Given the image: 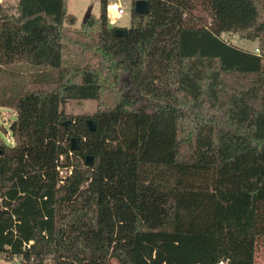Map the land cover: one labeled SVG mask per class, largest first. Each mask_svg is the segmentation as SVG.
Returning <instances> with one entry per match:
<instances>
[{"label":"trees","instance_id":"16d2710c","mask_svg":"<svg viewBox=\"0 0 264 264\" xmlns=\"http://www.w3.org/2000/svg\"><path fill=\"white\" fill-rule=\"evenodd\" d=\"M67 1L0 5V68L38 70L31 83L0 89V106L15 111L13 144L0 138V260L255 264L264 237V0H147L146 13L133 0L119 36L99 0V15L81 23L97 32L96 66L64 62V24L76 22ZM225 33L256 40L258 52ZM68 100L97 106L66 126ZM58 166L70 175L62 180Z\"/></svg>","mask_w":264,"mask_h":264},{"label":"rangeland","instance_id":"374dc122","mask_svg":"<svg viewBox=\"0 0 264 264\" xmlns=\"http://www.w3.org/2000/svg\"><path fill=\"white\" fill-rule=\"evenodd\" d=\"M116 2L123 5L125 14L117 20L114 26L127 28L130 25V11L133 0H108L107 12L109 5ZM16 3L17 0H0V5L11 12L15 11ZM88 8H91V15L97 17L100 12L99 0L67 1V12L76 18V22L74 25L64 24L65 38L63 40V59L66 64L97 65L98 54L95 50L97 32L91 29H85L81 26ZM196 12L203 15L201 9ZM108 25L110 24L108 23ZM222 38L239 48L256 52L257 41L247 39L244 34L225 33L222 34ZM0 69H2L0 71V89L8 88L13 80L24 82L25 84L31 83L36 71H38L25 64H22L20 67H18V65L8 67L2 66ZM11 73H15L16 79ZM124 81L125 80L122 81L121 86H123L124 89H127V86L125 85L126 82ZM139 105L143 106L145 109H149L146 102L144 104L139 103ZM96 106L97 102L95 100H68L63 105V109L70 117H67L64 122H67L68 126L73 121L71 116L74 117L78 114L91 115L96 109ZM14 119L15 111L13 109L0 106V138L5 143L11 145L13 143L9 131V125ZM0 264H7V262L0 260ZM255 264H264V237L259 238L257 241Z\"/></svg>","mask_w":264,"mask_h":264},{"label":"water","instance_id":"95a60500","mask_svg":"<svg viewBox=\"0 0 264 264\" xmlns=\"http://www.w3.org/2000/svg\"><path fill=\"white\" fill-rule=\"evenodd\" d=\"M133 9L136 13H146L148 11V1L147 0H135L133 4ZM91 15V8H88L84 18L83 22H87ZM114 33L116 35H123L125 33L124 27H115ZM65 125L67 126V122H65ZM87 126L89 130L95 129V122L94 120L87 119ZM79 148V139L76 136H73L70 140V149L71 150H77ZM1 152V151H0ZM93 163V158L91 155H87L85 159L86 165H91Z\"/></svg>","mask_w":264,"mask_h":264},{"label":"built area","instance_id":"2783aa9c","mask_svg":"<svg viewBox=\"0 0 264 264\" xmlns=\"http://www.w3.org/2000/svg\"><path fill=\"white\" fill-rule=\"evenodd\" d=\"M124 14L125 9L123 5L119 2L111 3L108 7V12L106 10L107 21L112 27H116L114 25L116 24L117 20L120 19ZM256 52H258V49H256ZM57 170L62 180L65 179L71 173V168L66 166H58Z\"/></svg>","mask_w":264,"mask_h":264}]
</instances>
